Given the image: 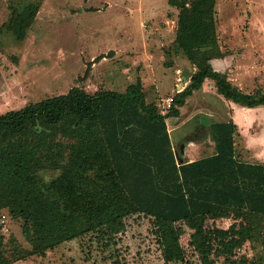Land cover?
Masks as SVG:
<instances>
[{"label": "trees", "instance_id": "16d2710c", "mask_svg": "<svg viewBox=\"0 0 264 264\" xmlns=\"http://www.w3.org/2000/svg\"><path fill=\"white\" fill-rule=\"evenodd\" d=\"M168 4L178 11L173 50L193 70L181 91L165 95L164 113L137 79L123 92L72 87L0 114V213L21 221L19 236L0 232V264L43 257L89 233L129 264V219L146 222L165 264H239L245 243L264 248V165L242 159L236 125L210 124L213 152L178 165L167 124L178 125L173 119L206 81L248 108L264 106V90L247 93L213 69L211 60L227 55L218 44L217 0ZM15 6L8 29L24 39L39 4ZM222 219L230 220L226 228Z\"/></svg>", "mask_w": 264, "mask_h": 264}, {"label": "rangeland", "instance_id": "374dc122", "mask_svg": "<svg viewBox=\"0 0 264 264\" xmlns=\"http://www.w3.org/2000/svg\"><path fill=\"white\" fill-rule=\"evenodd\" d=\"M32 2L39 4V9L25 38L18 39L8 29L10 5L22 7ZM177 12L168 0H0V114L66 93L72 87L90 94L101 89L123 92L140 78L145 79L147 101L155 102L164 113L165 95L187 83L191 72L183 54L175 53L172 47ZM216 28L220 49L227 55L214 63V70H227L231 76L237 72L244 79L239 85L242 90H264V0H217ZM222 105L216 96L202 97L198 91L182 107L179 118L173 119L183 121L181 125L174 128L172 119L167 120L177 156L189 160L213 152L210 124L221 122ZM206 109L214 110L217 116L207 119ZM243 146L240 138L239 152L245 157ZM218 224L226 228L230 220L222 219ZM20 228V220L0 213V232L5 240L12 234L19 236ZM146 229L143 220L126 221L129 264H165ZM236 257L239 264H261L264 248L245 243ZM14 264L121 262L115 245L100 233H89L47 251L43 257ZM215 264L224 263L216 259Z\"/></svg>", "mask_w": 264, "mask_h": 264}, {"label": "crops", "instance_id": "0c3cea01", "mask_svg": "<svg viewBox=\"0 0 264 264\" xmlns=\"http://www.w3.org/2000/svg\"><path fill=\"white\" fill-rule=\"evenodd\" d=\"M216 61H218V59L211 60L210 63L212 65V67ZM238 67L243 69L242 65H238ZM213 69H214V67H213ZM192 70H193V68H191V71ZM216 71H218V70H216ZM219 71L226 73L228 75L229 80H231L237 86L241 85L244 82V79L239 76V74L236 72V70H235L236 76H231L229 74V72H227V70H219ZM246 79H248V78H246ZM140 80L144 84L145 79L140 78ZM236 81H238V82H236ZM239 88L242 90V88L240 86H239ZM247 88H248V86H247ZM173 91H175V90H173ZM243 91H245V90H243ZM170 92H172V90ZM197 92H194L192 96H194ZM199 92L201 93L202 97H203V95H204V97L216 96L217 99H219V101L222 102L223 111L219 113L220 118H221V122H228L231 120L236 125L237 131L239 133L238 143H239V139L241 138V141L244 145L243 147H244L245 152H246L245 157L247 155L246 158L242 156V159L244 161L249 162V163H260V164L264 165V158L259 154V153L264 154V106H257L254 108H248V107H242L238 104H235L232 101L226 100L221 95L217 94L215 88L209 82H205L203 84L202 88L199 90ZM245 92L248 93L250 91L246 90ZM188 99L186 100V103H187ZM181 109H182V107L180 108V110ZM206 110H207V112H205V115H206L207 119L208 118L212 119L215 116H217L214 110H212V111L209 109H206ZM222 118H224V119H222ZM182 123H183V121L180 120L178 125L175 126L174 128L178 127ZM212 123H215V122H212ZM196 145H198V143H196ZM239 150H240V147L238 145V151ZM199 158H201V157H199ZM199 158H196V157L191 158V159L189 158L188 161H193V160L199 159Z\"/></svg>", "mask_w": 264, "mask_h": 264}, {"label": "water", "instance_id": "95a60500", "mask_svg": "<svg viewBox=\"0 0 264 264\" xmlns=\"http://www.w3.org/2000/svg\"><path fill=\"white\" fill-rule=\"evenodd\" d=\"M182 147L183 146H181V153L183 152ZM182 162H183V158L180 156H177V164L180 165V164H182Z\"/></svg>", "mask_w": 264, "mask_h": 264}, {"label": "built area", "instance_id": "2783aa9c", "mask_svg": "<svg viewBox=\"0 0 264 264\" xmlns=\"http://www.w3.org/2000/svg\"><path fill=\"white\" fill-rule=\"evenodd\" d=\"M186 84H187V83L182 84L180 88L177 86L176 91H177V92L181 91V90L186 86Z\"/></svg>", "mask_w": 264, "mask_h": 264}, {"label": "bare ground", "instance_id": "6f19581e", "mask_svg": "<svg viewBox=\"0 0 264 264\" xmlns=\"http://www.w3.org/2000/svg\"><path fill=\"white\" fill-rule=\"evenodd\" d=\"M191 75V74H190ZM179 83V82H178ZM180 151V150H179Z\"/></svg>", "mask_w": 264, "mask_h": 264}]
</instances>
